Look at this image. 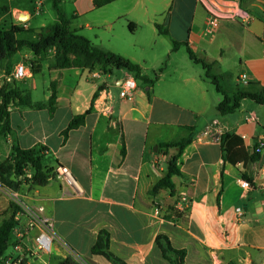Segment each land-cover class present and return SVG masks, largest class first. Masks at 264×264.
<instances>
[{
	"label": "crops",
	"instance_id": "crops-1",
	"mask_svg": "<svg viewBox=\"0 0 264 264\" xmlns=\"http://www.w3.org/2000/svg\"><path fill=\"white\" fill-rule=\"evenodd\" d=\"M95 1L72 0L73 9L66 12L61 0L72 30L138 64L142 75L152 43L144 29L156 31L166 65L151 87H141L137 79L135 97L127 100L119 86L134 73L125 70L123 78L100 69H52L51 55L40 72L49 76L44 99L33 101L46 102L56 82L54 112L10 109L11 131L0 138V154L9 156L12 146L45 147L46 166H67L79 189L52 174L45 185L18 190L29 204L44 206L54 223L51 253L33 264L66 258L112 264L92 252L102 231L109 233L110 251L126 264H171L157 243L160 235L186 250V264H264V149L251 160L257 139L264 136V104L246 98L233 113L220 115L216 107L224 95L188 51L211 65L228 95L251 82L264 88V0H114L101 7ZM44 4L35 3L37 14ZM2 11L9 23L30 29L31 4ZM210 11L219 15L211 31ZM52 20L58 21L57 12ZM175 42L187 45L174 49ZM28 56L35 59L31 51ZM243 73L248 83L241 80ZM34 77L31 72V94L38 89ZM89 109L85 124L65 137L72 118ZM215 122L235 135L228 161L221 142L205 134ZM183 138L191 143L178 159L181 174L173 177L174 192L151 194L177 154L176 148L164 152L160 145ZM242 180L251 187L243 188ZM156 208L159 218L153 216Z\"/></svg>",
	"mask_w": 264,
	"mask_h": 264
},
{
	"label": "trees",
	"instance_id": "trees-1",
	"mask_svg": "<svg viewBox=\"0 0 264 264\" xmlns=\"http://www.w3.org/2000/svg\"><path fill=\"white\" fill-rule=\"evenodd\" d=\"M114 0H96L95 4L98 7L104 6ZM61 0H55V10L58 15V21L48 27H45L41 33H38L37 39L20 38L22 33L32 32L31 29L24 26L10 23L8 25H0V64L9 61L16 53L24 48H28L33 55L38 58H43L47 53L51 52L53 61L50 64L52 69L64 68H83L89 70L100 69L105 73H113L114 70H128L134 73L136 79H143L151 87L154 82L147 75H142L141 67L132 62L130 59L111 51H106L93 44L87 37L78 34L70 27V19L60 8ZM134 23L130 24L133 29ZM161 33V27L159 26ZM166 33V32H165ZM181 44L187 45V42H175L174 49H177ZM189 55L195 63L202 64L206 70V77L211 79L219 91L224 95L223 100L217 105L216 110L220 115L233 113L240 107V102L243 99H251L259 104H264V88L259 83L251 82L244 89H239L235 94L228 95L222 91L219 86L217 76L211 74V65L200 59L196 54L188 48ZM34 61L31 64L33 74H38L42 70V63ZM7 78L0 87V138H5L11 131L10 109L12 107L20 108H35L42 109L46 107L50 113L54 112V107L57 98L56 82L51 84V95L46 102H34L31 91L27 88L22 89L16 86V79L11 77L12 66L7 64L4 67ZM158 79V78H157ZM91 109L83 114L76 115L69 122L67 128L63 131V135L68 136L69 132L77 129L85 124L87 115ZM231 132H224L221 140V146L224 152V159L228 161V146L234 138ZM191 143V138H183L177 141L162 143L161 149L166 152L168 149L176 148L177 154L173 155L168 162V171L151 190V194L156 195L160 190L166 189L172 193L175 190L173 177L180 175L181 171L178 167V159L184 149ZM45 147L36 146L29 149H24L19 146H12V150L6 160L0 162V183L9 188L20 190L23 183L22 178L26 177L29 170H33L32 184L45 185L50 176L53 174V169L46 166L44 162ZM258 154L254 153L251 157L252 161L257 160ZM12 213L9 217H5L0 221V264L2 258L10 248L13 242V230L16 225L17 206L12 202ZM173 214H176V209L173 208ZM163 256L168 259L171 264H186V250L175 248L170 239L166 235H160L157 238ZM93 254L103 255L112 264H126L118 256L110 251L109 233L102 231L99 234L98 240L92 248ZM59 264H80L72 258H66ZM234 264V263H230Z\"/></svg>",
	"mask_w": 264,
	"mask_h": 264
},
{
	"label": "built area",
	"instance_id": "built-area-1",
	"mask_svg": "<svg viewBox=\"0 0 264 264\" xmlns=\"http://www.w3.org/2000/svg\"><path fill=\"white\" fill-rule=\"evenodd\" d=\"M43 0H35L37 6L42 4ZM233 15H231L232 17ZM239 16L244 18L242 13ZM219 15L216 12L210 11L207 17V26L211 31L218 25ZM30 68L22 63L15 66L11 77L16 80H22L31 76ZM241 80L248 83V75L243 73ZM138 89V81L134 76H127L121 81L119 86L120 97L127 100H132ZM214 123V127H209L205 130V134L211 135L215 141L221 142L224 131ZM264 149V136L259 137L254 146V153L260 154ZM264 172V166L262 167ZM53 174L64 180L66 183L79 191L76 181L65 165H57ZM241 186L249 189L250 183L246 180L241 181ZM0 190L9 195L12 202L17 206L16 225L13 230V242L10 246L12 252L7 253L2 258L1 264H33L34 259H40L48 255L52 251L53 241L55 238V229L53 221L46 216L44 206H33L29 204L23 197L20 191L9 188L0 183ZM237 215L242 216V208L236 209ZM153 216L160 217V211L156 208L153 211ZM80 264H86L80 260Z\"/></svg>",
	"mask_w": 264,
	"mask_h": 264
},
{
	"label": "rangeland",
	"instance_id": "rangeland-1",
	"mask_svg": "<svg viewBox=\"0 0 264 264\" xmlns=\"http://www.w3.org/2000/svg\"><path fill=\"white\" fill-rule=\"evenodd\" d=\"M32 2V3H31ZM45 4L40 8V12L37 14L36 9H35V0H0V25H8L10 24L9 17L3 15L5 12L2 11V7L7 6V7H14V6H19V7H24L28 4H31L32 7V18L28 25L30 26V29L32 32H26L22 33L19 35L20 38H29V39H37L38 38V33H41L45 28L41 27L42 23H45L48 27L51 24L54 23L52 20L53 16H56V10H55V0H44ZM62 8L64 11L69 12L73 9L72 7V0H62ZM144 31L146 32V35L150 36L152 38V43L150 44L149 51L147 52V63L145 65V73L146 75L153 80V82H157V78L161 75V72L164 71L165 65H166V57L165 55H161V52L163 51V45L160 42L155 41V37L157 33L156 31L150 30L148 32V29L145 28ZM78 34H81L79 32ZM140 36L141 33L137 34V36ZM161 39V38H157ZM30 53V50L28 48H24L20 52L16 53L9 61L4 62L0 64V87L3 85L5 82L6 78L8 77L7 74H5L4 67L7 64H11L12 66V71L14 70L15 66L17 63H22L27 65L29 68H31V64L34 61H37L36 57L35 59L29 58L28 54ZM51 52L47 53L43 58H38L37 62H48L49 57L51 56ZM196 67L199 69H202V64H196ZM32 71V70H31ZM116 75L119 77H125L127 73L125 72L124 69L120 70H114L113 71ZM34 79L38 81V89L33 90L32 98L34 101H41L44 99V94L46 91V87L49 85V76L47 72H42L35 74ZM32 82L33 79L30 77H27L22 80H16V86L22 89L28 88L32 89ZM141 87L146 88L149 84H147L143 79H139ZM162 85L164 82H160ZM1 150V147H0ZM8 157V156H7ZM3 154H0V162H3L4 160L7 159ZM32 175H33V170H29L28 174L26 177L22 178V184L20 186V191L21 192H30V190L33 188L32 184ZM12 200L9 197L8 194L2 192L0 190V221L5 218L9 217L12 213V207H11ZM12 252V249L9 248L7 253Z\"/></svg>",
	"mask_w": 264,
	"mask_h": 264
}]
</instances>
